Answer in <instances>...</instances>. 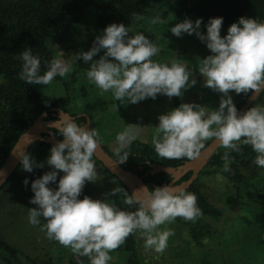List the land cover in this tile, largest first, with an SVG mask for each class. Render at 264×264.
Listing matches in <instances>:
<instances>
[{
    "label": "clouds",
    "instance_id": "9594fccd",
    "mask_svg": "<svg viewBox=\"0 0 264 264\" xmlns=\"http://www.w3.org/2000/svg\"><path fill=\"white\" fill-rule=\"evenodd\" d=\"M132 19L139 21L144 17L133 13ZM150 23L167 21L157 16ZM201 24L200 19L195 23L185 19L172 27L171 32L176 37L195 34L206 43L212 55L201 60L198 70L205 80L203 87L222 94L219 109L209 112L205 106L184 103L160 115L152 137L155 152L168 160H194L200 156L205 142L214 138L224 149L237 153L242 151L241 145L251 146L257 154L254 163L264 168V106H254L240 115L230 95L232 91L254 96L264 92V23L241 17L223 38V18L210 19L206 36L199 31ZM102 50L104 55L93 62ZM159 52L160 48L145 35L130 36L129 28L121 23L109 25L96 37L90 51L72 57L75 61L82 59L85 64L93 62L87 71L89 81L103 92L111 91L115 101L123 103L126 99L137 104L147 98L155 100L158 94L169 99L182 98L197 83L192 78L193 71L175 60L171 66L153 62L152 57ZM19 57L23 61L19 79L28 85H49L55 77H64L70 71V64L52 59L48 70L40 75L41 60L30 48ZM56 124L61 125L56 128L64 139L50 150L47 164L53 171L31 185L34 198L30 203L37 207L29 209L28 216L33 226L39 225V218H43L46 223L41 230L46 231L49 240L69 248L77 257H87L90 264H108L112 259L109 253L122 246L130 235L139 233L145 251L163 253L174 231L160 230L161 225L174 223L177 218L194 223L203 216L197 196L184 188L157 187L147 192L146 197H138L116 187L105 194H122L126 205L139 206L136 211L121 210L112 203L87 196L79 199L86 183L96 182L98 173L92 158L100 148V134L97 129L87 130L72 119H60ZM140 128L130 125L117 134V164L128 160L130 154L125 149L138 138ZM19 159L23 170L29 173L35 167H44L30 154L21 153ZM222 160L223 171H231L229 151H225ZM59 172L64 175L59 179L58 190H53L49 185L56 183ZM28 183L26 179L25 186Z\"/></svg>",
    "mask_w": 264,
    "mask_h": 264
},
{
    "label": "rangeland",
    "instance_id": "374dc122",
    "mask_svg": "<svg viewBox=\"0 0 264 264\" xmlns=\"http://www.w3.org/2000/svg\"><path fill=\"white\" fill-rule=\"evenodd\" d=\"M157 16L167 23L151 24L150 21ZM143 17L144 19L131 23L129 35L143 34L160 48V52L152 57L153 62L171 66L172 61L175 60L193 71L192 78L196 79L197 83L185 91L182 98L179 97L181 103L199 104L207 107L209 112L218 110L222 94L203 87L205 80L198 70L201 60L212 55L206 43L195 34L184 33L181 37H176L171 32V28L176 24L182 23L185 19L192 21V17L178 12L177 0H147V15ZM199 31L207 35L204 26H201ZM97 36L100 34L95 15L85 13L77 26L49 39L48 44L53 51L54 59H61L66 64H70V71L64 77L59 76L60 79L55 77L51 84L41 89L42 98L50 102L55 96L68 94L69 109L77 113L85 111L91 116V130L99 131L101 144L110 151H115L119 146L116 142L117 134L130 125L141 127L137 139L150 141L155 127L159 126L158 117L172 111L171 99L158 94L155 100L147 98L137 104L128 103L126 99L123 103L115 101L111 91L103 92L89 81L87 71L93 62L77 71L72 81V74L76 69L75 59L72 56L91 49ZM62 82L70 84L68 92ZM230 95L235 105L245 96V94L237 95L234 91L230 92ZM257 105L264 106V95L260 96L252 107ZM50 155L51 152L46 158H42L30 154L37 164L47 163ZM255 157L247 166L241 167L240 171L247 176L251 186L264 192V168L254 163ZM93 161L98 175L95 183L87 182L90 191L84 197L109 203L120 201L119 204L123 203L124 198L122 200L119 194L105 195L121 186L116 180V183H113L114 179L110 174L105 172L94 159ZM223 167L219 169L220 172L200 177L203 193L221 210L218 220H209L215 234L204 241L203 248L212 249L218 264H264V214L258 210L252 196L242 186L229 181L224 176ZM17 172L19 175L26 173L22 164L19 165ZM44 174L40 173L36 179L42 178ZM63 175V172H59L56 183L50 184L49 187L58 190L59 179ZM32 183L25 186L24 182L15 180L0 191V237L18 250L23 264H70L75 255L69 248L63 246L56 248L52 245L46 231L41 230L46 223L43 218H39L41 221L39 225L33 226L29 223V209L37 207L30 203L34 198ZM137 209L135 205L131 207L125 203L123 205L125 211ZM165 229L173 230L174 235L168 239L167 248L163 253H156L154 250L145 251L144 240L140 238L139 233L134 234L140 264H195L202 255V249L193 244L185 227L174 222L160 226V230ZM109 255L112 259L108 264L123 263L116 250ZM0 264H4L1 258Z\"/></svg>",
    "mask_w": 264,
    "mask_h": 264
},
{
    "label": "trees",
    "instance_id": "16d2710c",
    "mask_svg": "<svg viewBox=\"0 0 264 264\" xmlns=\"http://www.w3.org/2000/svg\"><path fill=\"white\" fill-rule=\"evenodd\" d=\"M177 5L178 12L190 15L193 23L197 19L202 20L201 26L206 29L210 19L223 18L222 38L227 36L229 27L233 23H238L241 17L256 19L258 22L264 23V0H177ZM85 13L95 15L97 30L101 36L111 24L123 23L129 28L133 22V13L141 16L147 15V0H0V166L19 135L44 111L47 112L45 119H55V112L50 110L52 107L60 108L72 116L80 114L69 109L70 96L68 94L55 96L50 102H46L40 92L47 85H28L19 79V73L23 67V61L19 55L30 48L32 54L39 56L41 60L39 74L43 75L48 70L50 61L54 59L53 51L48 44L49 39L77 26ZM103 55L104 51L102 50L93 58V62L99 60ZM91 63L85 64L82 59L75 61L76 69L72 74V81H74L77 71ZM56 78L60 79L59 76ZM62 83L68 92L70 84ZM262 95L264 92L260 94V96ZM246 96L235 105L237 109ZM171 102L172 110L182 104L179 97L171 98ZM251 107L252 104L249 109ZM83 113L87 114L85 111ZM88 116L91 120V116ZM84 120V117H78L76 122ZM52 132L58 139L63 138L57 129H52ZM209 141H206L205 145ZM54 145L56 144L37 141L30 146L27 154L46 158ZM104 148L114 159L118 160L115 151H110L106 146ZM241 148L242 151L237 153L220 146L196 180L185 190L197 196V206L203 213V216L194 223L185 221L183 218H177L175 221L185 227L193 244L202 249V255L195 264H218L214 259L212 249L206 250L203 247L204 241L215 234L209 220H218L221 210L212 204L203 193L200 177L220 172L219 169L224 166L222 156L225 151H229L232 162L229 165L231 171L223 172L224 176L229 181L242 186L252 196L258 210L264 214V192L251 186L247 176L240 171V168L247 166L257 154L251 146L241 145ZM125 151H128L130 156L122 166L140 176L150 191L157 187H164L171 180V176L165 172L151 173V163L177 167L187 160V158L168 160L159 157L155 152L152 140L142 142L136 139ZM93 159L129 194L127 188L114 175L109 173L94 157ZM42 164H44L43 168L36 167L31 173L26 172L24 175L18 174V165L0 191L12 181L24 182L27 179L30 184L40 173L53 171L47 163L43 162ZM190 175L191 172H188L177 183L188 179ZM89 191L90 186L86 183L79 199L83 200L84 195ZM119 196L123 200V195L119 194ZM119 203L112 204L123 210L124 202ZM51 242L56 248L62 246L55 240H51ZM116 252L121 257L122 264H140L134 234L130 235ZM0 258L4 264H23L19 258L18 250L2 237H0ZM81 262L90 264L87 257L77 256L70 264H81Z\"/></svg>",
    "mask_w": 264,
    "mask_h": 264
},
{
    "label": "water",
    "instance_id": "95a60500",
    "mask_svg": "<svg viewBox=\"0 0 264 264\" xmlns=\"http://www.w3.org/2000/svg\"><path fill=\"white\" fill-rule=\"evenodd\" d=\"M260 94L254 96L252 93H249L238 108V113L240 115L246 113L250 105L258 99ZM50 110L55 112V119H45L47 112L44 111L16 139L5 160L0 166V188L11 177L20 164V154H27L33 143L42 141L46 143L58 144L63 141L64 138L58 139L53 134L52 129H57L56 127L61 126L56 124L58 120H74V116L57 107H52ZM81 116L85 118V121L77 124L85 126L87 130H91L90 117L84 113L77 115V117ZM219 147V143L213 138L205 145V147L201 150L200 156L196 159H187L177 167L151 163V173L165 172L171 176L170 182H168L165 186H169L173 189L184 188V190H186L196 180ZM93 157L127 188L130 196L135 195L138 197H146L147 192H151L140 176L131 170L125 169L122 164H117L118 160L114 159L109 152L105 150L102 144H100V148L97 149V152L93 155ZM188 172H191L188 179L177 183V181H179Z\"/></svg>",
    "mask_w": 264,
    "mask_h": 264
},
{
    "label": "flooded vegetation",
    "instance_id": "af4514ba",
    "mask_svg": "<svg viewBox=\"0 0 264 264\" xmlns=\"http://www.w3.org/2000/svg\"><path fill=\"white\" fill-rule=\"evenodd\" d=\"M81 117H83V116H81ZM77 118H78L77 116H74V121H75V122H76V119H77ZM84 121H85V120H84ZM84 121H80V122L78 121V124H79V123H83ZM76 123H77V122H76Z\"/></svg>",
    "mask_w": 264,
    "mask_h": 264
},
{
    "label": "crops",
    "instance_id": "0c3cea01",
    "mask_svg": "<svg viewBox=\"0 0 264 264\" xmlns=\"http://www.w3.org/2000/svg\"><path fill=\"white\" fill-rule=\"evenodd\" d=\"M138 140H140L141 141V139H138ZM152 139H150V141H151ZM142 142H148V141H142Z\"/></svg>",
    "mask_w": 264,
    "mask_h": 264
}]
</instances>
